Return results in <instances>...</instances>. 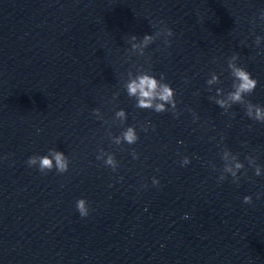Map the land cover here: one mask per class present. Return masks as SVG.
Here are the masks:
<instances>
[{
  "label": "clouds",
  "instance_id": "1",
  "mask_svg": "<svg viewBox=\"0 0 264 264\" xmlns=\"http://www.w3.org/2000/svg\"><path fill=\"white\" fill-rule=\"evenodd\" d=\"M261 19H264V13L261 15ZM163 23V22H161ZM163 32L166 36L171 37L173 36V32L170 28L166 25L163 27ZM157 33L156 35H159ZM132 41L136 40L135 36L131 37ZM154 41V37L152 35H145L143 40L138 45L136 43L132 44V48H140L141 54H143V48L147 47L150 43ZM169 43V41H166ZM257 43H259V37H257ZM237 57L233 56L232 61H234ZM232 61L229 62V68L232 70V76L235 78L233 82V91L229 92L227 101L226 100H217L216 103L220 105V107L224 108L229 106L228 102L230 101L232 104H244L245 98L248 95H251L253 91L257 87V80L254 79L249 71H247L244 67H238ZM216 77L213 76L212 80H209L208 83L212 84L216 81ZM127 92L129 96L137 97V107L142 109H153L157 113H162L166 111L165 104H171L173 108H175V100L173 99L174 91L172 87L167 83H161L156 77L149 75V74H142L139 75L136 79L131 80L127 84ZM159 101V102H156ZM117 117L123 119L125 118L124 111H119L116 113ZM246 115L256 121L264 123V107L253 104L251 101L248 100L247 102V110ZM147 131V128L143 129ZM126 142L129 145L135 144L138 140V135L134 127H128L126 131L123 132L122 137H116L115 143L120 144L121 141ZM49 156H31L27 160V164L29 167L36 165L37 162L39 163V170L44 172L45 170H51L54 166L58 173H65L68 171L69 168V161L64 153L56 151L54 149H50ZM225 159L228 156V153L225 152L224 154ZM133 157L138 159L135 151H133ZM53 159L55 161V165L53 164ZM97 159H101V157H97ZM106 166H110L114 171L117 167L116 160L113 155H108L107 159L104 161ZM182 166L187 165L190 163L188 157H184L182 160ZM243 167L241 163L235 164V169L239 170ZM225 171L231 173L233 177L236 176V171L233 170L231 166H225ZM255 175H261L260 167L255 169ZM220 181L224 180V177L221 176L219 178ZM159 181L153 178V185H158ZM258 198H259V194ZM243 202L245 204L252 203L251 196H245L243 198ZM76 208L81 217H86L89 214V208L87 201L84 198H80L76 202ZM187 218V216L185 217Z\"/></svg>",
  "mask_w": 264,
  "mask_h": 264
}]
</instances>
